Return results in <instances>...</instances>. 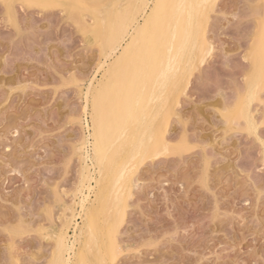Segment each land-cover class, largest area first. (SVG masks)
Masks as SVG:
<instances>
[{
  "label": "rangeland",
  "instance_id": "rangeland-1",
  "mask_svg": "<svg viewBox=\"0 0 264 264\" xmlns=\"http://www.w3.org/2000/svg\"><path fill=\"white\" fill-rule=\"evenodd\" d=\"M122 1L128 4V0H44L65 5L64 11L57 8H14L11 12L13 24L25 26L19 39H15V29L8 23L6 10H0V228L23 218L30 234L19 238L20 245L24 248L38 246L48 264L54 256L56 237L63 231L64 211L68 214L75 211V222H78V225L74 222V226L66 229L71 239L74 231L79 233L85 223V216L80 214L81 206L77 203L82 179L80 159L86 155L88 147L84 146L90 140L85 134L92 129L90 112H87L78 133L81 140H86L80 145V150L74 155L57 150L63 148L64 136L67 135L62 113L70 105L73 110L83 105L79 112L84 114L87 91V87L81 92L79 89L70 91L61 85L69 68L73 69V74L79 72L83 77L86 66L89 71L96 67L97 73L93 75L99 78L89 83L102 77L103 69L98 66L104 61L99 47L101 40L105 42V35L101 34L103 19L110 8L115 9ZM260 1H214L219 12L208 15L206 36L209 43L213 40L219 43L220 28L228 16L237 17V24L243 25L228 41V51L222 50L221 58L238 53L241 48L246 51L252 38L259 40L260 24L264 19ZM10 2L19 4L21 0ZM97 13L102 15L101 18ZM94 15L98 16L96 21L92 19ZM80 19L86 20V24L80 23L83 22ZM78 22L81 28L76 30L77 33L86 27L93 31L91 39L85 45L77 34L69 44H65V38L74 32V24ZM5 39L8 41L7 49L3 44ZM5 56L6 71L2 67ZM240 59L243 60V56ZM200 77L201 72L197 68L190 76V83L184 91L186 95H198ZM256 77L255 73L252 80L258 84ZM229 96L231 98V94ZM184 107L187 108V104ZM177 127L171 116L165 131L171 154L169 150L155 153L132 167L130 184L122 197L125 216L117 226L118 243L122 246L151 243L150 247L141 248L135 254L138 264H177L178 261L182 264L185 260L203 259L205 255L226 264L236 258L261 259L264 255V197L260 193L264 189L250 185L243 175L246 157L241 159L238 151L233 150L229 159L221 155V150L210 148L205 169L209 184L208 190L204 191L198 183L204 154L197 155L194 150L197 129L202 130L203 125L197 122L190 126L188 143L193 150H181L177 146ZM220 136L223 137V132ZM212 139L215 141L217 137ZM21 155L27 165L39 161L34 165V176L27 168V175L15 174L19 172ZM145 159L149 165L147 168L143 164ZM87 162L91 164L90 160ZM95 184L92 181V185ZM92 197L95 198L93 192L90 193ZM102 215L105 214L99 213L96 219L98 232L106 223V227L110 224L111 217L108 219V215ZM97 235L90 239L92 251L78 245L93 264H98L95 260H98L100 250L109 244ZM241 242L243 252L230 251L232 247L239 249ZM3 244L4 240L0 239V262L5 259ZM249 248L252 254L245 255ZM189 252L196 253V256H190Z\"/></svg>",
  "mask_w": 264,
  "mask_h": 264
},
{
  "label": "bare ground",
  "instance_id": "bare-ground-1",
  "mask_svg": "<svg viewBox=\"0 0 264 264\" xmlns=\"http://www.w3.org/2000/svg\"><path fill=\"white\" fill-rule=\"evenodd\" d=\"M214 1L212 0L213 3ZM199 2L200 0H128V4L122 1L115 9L107 11L101 30V34L105 35L104 61L98 66L103 69L102 77L97 83H90L95 85L91 99L89 88L84 96L86 99L83 110L85 113L87 107V112H90L92 133L84 146L88 147L86 155L80 159L82 179L77 203L81 206L80 214L85 216V223L79 233L74 231L71 239L66 229L74 224L75 211L72 214L64 211L63 231L57 235L61 240L59 246L55 240L54 256L49 264H78L82 255L78 245L92 251L90 239L95 234L109 243L100 250L101 256H96L98 260L94 258L95 262L103 264L111 242H118L117 226L125 216L122 197L130 184L132 167L144 157L162 154L170 149L165 131L171 117L174 93L181 87L184 91L187 89L193 66L201 55L198 40L202 43L207 38L208 15L202 18L198 8L155 9L154 6L157 3L192 5ZM99 16L101 18L102 15ZM92 19L96 21L98 16L94 15ZM85 21L80 23L84 24ZM91 26L94 27V24ZM255 73L257 82H260L258 61ZM98 87L104 89L100 97L95 94ZM178 98L179 96H175L176 101ZM92 181L96 183L94 186ZM91 192L95 196L93 199L90 198ZM99 213L108 215L107 218L111 219L108 227L106 223L98 232L96 228L99 223L97 224L96 219Z\"/></svg>",
  "mask_w": 264,
  "mask_h": 264
},
{
  "label": "snow or ice",
  "instance_id": "snow-or-ice-1",
  "mask_svg": "<svg viewBox=\"0 0 264 264\" xmlns=\"http://www.w3.org/2000/svg\"><path fill=\"white\" fill-rule=\"evenodd\" d=\"M86 5H79L85 7ZM151 6V5H150ZM23 7L27 9H40L45 10L48 8L63 9L65 5L59 3H46L44 0H21L19 4L10 2V0H0V10H6L8 23L14 27L16 37L23 34L24 25H15L12 22L11 12L14 8ZM155 9L168 8V7H183V8H198L201 17L210 15L213 12H219V6L212 2V0H200L199 3L188 5L157 3ZM260 7L262 9V17H264V0H261ZM237 17L228 16L220 28L219 43L213 40L209 43L207 38L202 43L199 42L201 55L193 66V71L197 68L200 69V86L197 89L198 95L191 96L185 94L183 87L176 90L172 100V107L170 115L174 118L178 125L176 132L178 135L177 146L183 150H193V146L188 143L190 136V126L195 123L203 125V129H197V139L195 142V152L199 155L201 152L204 154V159L201 161V168L199 170L198 183L204 191L208 190V177L206 175V160L208 150L211 148L213 151L221 150L222 156H228L233 150L238 151L241 159L246 157V163L243 165L244 173L248 183L252 186H259L264 189V20L259 30V46L257 40L251 39L247 50L240 49L238 53L231 55H224L221 58L222 50L228 51V41L240 31L243 27L237 24ZM73 23V21H69ZM81 25L74 24V32L65 38V44H69L71 40L78 34L79 40L85 45L91 39V33L84 28L77 33ZM101 38L98 37V40ZM4 47L7 49L8 41H3ZM101 56L104 55V45L101 40L100 44ZM243 56V60L240 57ZM5 65L4 70H7V56L4 57ZM235 61V63H233ZM257 61L260 69V82L254 83L252 80L257 68ZM86 64V62H85ZM203 65L201 68L200 66ZM85 75L80 76L79 72L73 74V69L69 68L65 77L63 78L62 87L70 91L77 89L83 90L84 87L89 88V98L92 97V89L95 85L90 84L89 81L98 79L94 76L96 67H92L91 71L86 66L84 69ZM241 79L243 83H241ZM22 87V86H21ZM104 93L102 87L96 88V96L100 97ZM231 94V98L229 96ZM175 96L181 97L179 103H176ZM191 96V98H189ZM223 101V103H220ZM187 104V108H185ZM83 105H78L73 110L70 105L69 109L62 113L61 119L64 123L65 132L63 148H57L65 154L71 152L73 155L80 150V145L83 140L79 138V129L83 127L84 120L87 114V107L85 113L81 114L79 108ZM95 115V114H94ZM92 129L88 130L85 134L88 139L91 138ZM223 132L221 138L220 133ZM19 136V133H16ZM206 134V135H205ZM213 136L217 139L213 141ZM10 152L11 149L9 148ZM171 154V153H169ZM24 157L21 155V163L18 165L19 172L16 175H27L25 169L31 172L33 176L36 173V167L39 161H35L34 165H27L24 162ZM144 167L147 168L148 161H143ZM135 177L133 183L135 182ZM154 182V181H153ZM146 183L148 181L146 180ZM264 197V191L260 193ZM0 239L4 240L3 251L5 252V259L0 264H48L43 258V255L38 251V246H31L24 248L19 243L21 236H28L29 230L26 228L24 219L21 218L17 222L5 224L0 228ZM37 235H40L37 233ZM52 239L51 236L47 237ZM61 237H56L57 246H59ZM150 242L143 244L129 243L122 246L115 240L109 245L107 257L103 264H138L135 259V254L141 248L150 247ZM223 247V246H222ZM237 250L243 252V242H241L239 249L236 247L230 248V251L235 253ZM252 250L249 248L245 255H251ZM192 257L196 253L189 252ZM78 264H93L86 255H81ZM181 264V262H177ZM182 264H226L225 261L219 259L209 258L207 255L203 259L195 258L185 260ZM227 264H264V255L259 260H249L244 258H236Z\"/></svg>",
  "mask_w": 264,
  "mask_h": 264
}]
</instances>
